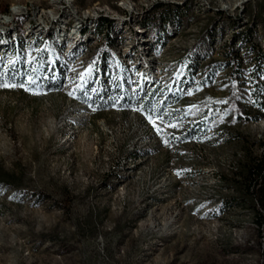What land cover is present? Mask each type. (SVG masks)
<instances>
[{
  "label": "rangeland",
  "instance_id": "obj_1",
  "mask_svg": "<svg viewBox=\"0 0 264 264\" xmlns=\"http://www.w3.org/2000/svg\"><path fill=\"white\" fill-rule=\"evenodd\" d=\"M131 1L154 33L162 29L158 4ZM164 2L188 7L182 28L172 26L164 43L150 38V82L117 68L126 97L89 96L104 55H122L118 45L66 52L42 42L21 66L0 65V264H264L262 205L248 191L250 167L264 163L254 124L264 117L247 110L264 109V0ZM14 4L53 7L0 0V15ZM26 19L17 17L20 27ZM192 48L212 53L186 77ZM234 53L244 57L237 74L231 62L209 66ZM181 79L188 86L179 94ZM155 83L159 91L143 100ZM118 105L133 109H105Z\"/></svg>",
  "mask_w": 264,
  "mask_h": 264
},
{
  "label": "bare ground",
  "instance_id": "obj_2",
  "mask_svg": "<svg viewBox=\"0 0 264 264\" xmlns=\"http://www.w3.org/2000/svg\"><path fill=\"white\" fill-rule=\"evenodd\" d=\"M164 1H145L142 4L145 8H149L150 5L155 7ZM65 4L71 10L62 9ZM26 5L14 4L8 11L0 15V65L13 68L21 66L27 54L40 50L38 47L42 42L46 44L50 41L58 51L66 52L78 49L79 46L84 48L77 51H84L98 41L102 42L104 51H112V48L118 45L122 55L116 59L109 52L104 55L101 64L98 65L97 88L89 94L90 98L96 99V103L106 104L118 99L119 96L126 97L129 95L125 79H122L123 76L120 78L117 74L121 72V69L117 71V68L122 67L123 71L126 70L131 73L139 72L134 78L138 77L136 79L140 81V85L143 82H150L154 78V68H156L154 58L149 57L150 38L154 37L164 43V39H168L172 26L178 25L182 28V20L179 17L171 18L165 22L163 29L154 33L150 26L146 25L145 20L147 17L144 14L141 13L143 16L139 18L136 12L131 13L132 9L138 10V4L131 0L120 1L117 9L100 2H96L88 8H79L76 6L75 0H63V2L62 0H51L53 7L48 9L42 7L39 11L31 13L28 11V5ZM62 5L63 7H61ZM74 10H77V12ZM26 15L27 22L23 27H20L17 17H25ZM82 43L85 44L81 45ZM201 51H207L208 53L203 55L193 48L189 50L187 59L182 64V73H185L186 77L191 76V71L194 72L199 62H203L212 53V51L205 48H202ZM128 53L133 54L128 56ZM139 56L144 59L142 62L138 61ZM138 64L143 67L140 68ZM59 65V61H54L51 67L59 70ZM144 68L145 70L142 71ZM112 73L113 75H111ZM114 76H118L120 80H114ZM189 78V82H191V77ZM181 81L183 82L177 89L179 94H182L188 86L185 79H181ZM135 88H138L137 84ZM157 90L158 87L155 83L146 91L143 100L155 95ZM254 124L259 126V139L264 141V119H260Z\"/></svg>",
  "mask_w": 264,
  "mask_h": 264
},
{
  "label": "trees",
  "instance_id": "obj_3",
  "mask_svg": "<svg viewBox=\"0 0 264 264\" xmlns=\"http://www.w3.org/2000/svg\"><path fill=\"white\" fill-rule=\"evenodd\" d=\"M160 5H163V6L158 7L156 9V11L159 10V9H162L160 17H161V20H162L161 24H163V26L165 24V21L169 17H171V16H175V17H181L182 16L183 17L184 13L186 11H188V7L187 6H182V5H169L168 6L167 4H163V3H160ZM152 19H154V17H152ZM253 20H254V22L256 21L255 19H253ZM163 26H162V29H163ZM249 30H252V27H250ZM235 55H236V53H234V56ZM230 62L234 63L235 62V58L232 57L230 59L224 60V64H222V63L218 64V63H214V61H211L209 66L213 67L214 70L217 71L218 69L224 67L226 65V63H230ZM263 170H264V163L263 164L257 163L254 166L250 167V183H249L248 191L250 192L251 196L256 197L257 202L259 204H261L262 207L264 208V172H263ZM259 184H260V186L258 188H256L257 185H259ZM251 188L254 189V190L251 191ZM259 193H261V195H260L259 198H257ZM256 199H254V200H256ZM260 199H261V201H260ZM258 214H259V219H258L259 223L263 227L264 226V213L258 212Z\"/></svg>",
  "mask_w": 264,
  "mask_h": 264
},
{
  "label": "built area",
  "instance_id": "obj_4",
  "mask_svg": "<svg viewBox=\"0 0 264 264\" xmlns=\"http://www.w3.org/2000/svg\"><path fill=\"white\" fill-rule=\"evenodd\" d=\"M167 2H170V1H167ZM156 7H160V4L157 5ZM232 8L233 7L221 8V15H223V14H232V13H230ZM62 9H70V8L65 4ZM74 11L77 12V10H74ZM139 11H145V10H134V9H132L131 13H135V12H139ZM259 46H260L261 51H262V44H259ZM232 57L235 58V62L232 64V67L234 68V71L237 74V67H244V58L242 56H232ZM213 58H217L216 55H214V57H212V59ZM240 81H241L242 86L244 88V97L248 96V87H251V85L247 83V75L245 76V80H240ZM113 107H118V109H133L132 107H121V106H106L105 109H110V108H113ZM247 110L258 113L257 117H254V118H262V117H264V109H262V108H256V107L253 106V109H247ZM139 111H141V110H139ZM141 112L145 113V111H141ZM254 118H250L247 122H251L252 123V119H254ZM262 156L264 157V153L262 154ZM258 187H259V185H257L256 188H258ZM260 209L262 210V213H263V207H260Z\"/></svg>",
  "mask_w": 264,
  "mask_h": 264
},
{
  "label": "snow or ice",
  "instance_id": "obj_5",
  "mask_svg": "<svg viewBox=\"0 0 264 264\" xmlns=\"http://www.w3.org/2000/svg\"><path fill=\"white\" fill-rule=\"evenodd\" d=\"M0 86H4V85H0Z\"/></svg>",
  "mask_w": 264,
  "mask_h": 264
}]
</instances>
